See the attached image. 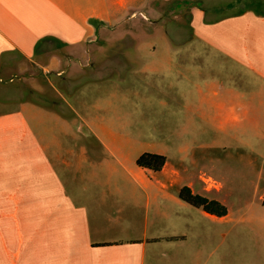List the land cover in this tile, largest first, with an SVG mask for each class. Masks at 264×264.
I'll return each mask as SVG.
<instances>
[{
  "label": "crops",
  "instance_id": "0c3cea01",
  "mask_svg": "<svg viewBox=\"0 0 264 264\" xmlns=\"http://www.w3.org/2000/svg\"><path fill=\"white\" fill-rule=\"evenodd\" d=\"M165 3L175 17L190 8L193 37L209 57L199 71L205 86L197 88L204 119L223 132L264 136V16L236 11L238 0H0V80L37 66L73 100L64 98V112L51 97L12 94L16 107L0 112V264H264L257 251L245 260L238 238V226L251 223L264 237V217L227 206L218 217L185 203L183 186L206 196L196 177L185 181L168 158L159 172L139 167L128 152L136 142L83 118L82 101L73 98L71 85L88 67L78 61H97L91 67L102 73L117 68L98 64L103 58L133 67V57L158 52L147 39L159 24L150 18H163ZM132 36L135 45L126 43ZM101 39L126 44L100 47ZM208 198L227 205L222 196ZM187 208L194 211H177Z\"/></svg>",
  "mask_w": 264,
  "mask_h": 264
},
{
  "label": "rangeland",
  "instance_id": "374dc122",
  "mask_svg": "<svg viewBox=\"0 0 264 264\" xmlns=\"http://www.w3.org/2000/svg\"><path fill=\"white\" fill-rule=\"evenodd\" d=\"M169 5L164 4L163 18H156L157 14L150 18L159 22L152 26L153 32L147 39L148 47L158 50L156 54L133 57L137 60L133 67H125V62L116 61V57L103 58L98 64L117 68L102 73H96L91 67L96 66L97 61H78L88 67L75 77L76 81L71 85L77 90L73 98L82 101L83 118L124 131L136 142L128 151L131 159L136 161L145 152L164 155L180 167L185 181L191 182L196 177L200 185L195 188L204 195L211 198L222 196L234 215L236 211H248L253 218H262L264 136L253 133L249 122L250 129L232 134L204 119L197 104V88L205 86L207 79L199 71L208 68L209 57L204 45L193 37L190 8L176 10L175 17ZM137 41L132 36L126 43L135 45ZM99 42L100 47L126 44L122 39H101ZM88 44L84 46L92 48L96 45L94 42ZM45 48L51 51L53 46ZM169 48L178 51L167 52ZM149 65L158 66V70L147 67ZM215 65L219 70L220 66ZM47 77L56 83L58 91L50 87ZM12 94L25 99L51 97L64 112L68 111L64 98L73 101L59 85L54 73L44 72L37 66L33 72L16 73L0 80V112L16 107L17 102L7 98ZM80 142L91 143L86 137ZM208 187L209 192L205 190ZM141 207L145 211L144 203ZM154 210V205H150V218ZM252 224L238 226V238L244 242L245 260L249 255L247 251L259 252L262 260L263 232L257 226L254 229ZM235 233L236 230L229 232V240L236 238ZM254 240L260 243L259 250L253 244Z\"/></svg>",
  "mask_w": 264,
  "mask_h": 264
},
{
  "label": "trees",
  "instance_id": "16d2710c",
  "mask_svg": "<svg viewBox=\"0 0 264 264\" xmlns=\"http://www.w3.org/2000/svg\"><path fill=\"white\" fill-rule=\"evenodd\" d=\"M249 10L264 16V0H238L236 11L243 12ZM44 42H46V39L40 41L37 45V48H39ZM166 161L167 158L164 155L145 152L137 159V165L154 172H159L165 166ZM179 198L193 207L202 208L205 212L218 217L226 216L228 213V208L226 205L218 200L210 199L206 196L194 193L188 186H183L179 190Z\"/></svg>",
  "mask_w": 264,
  "mask_h": 264
}]
</instances>
